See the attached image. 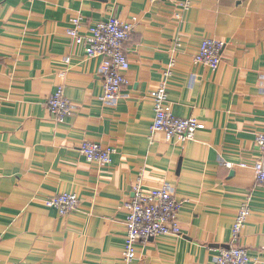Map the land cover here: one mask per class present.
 Listing matches in <instances>:
<instances>
[{"label": "crops", "instance_id": "crops-1", "mask_svg": "<svg viewBox=\"0 0 264 264\" xmlns=\"http://www.w3.org/2000/svg\"><path fill=\"white\" fill-rule=\"evenodd\" d=\"M111 16L133 24L114 102L103 99L102 58L67 34L75 17L84 36ZM205 38L225 43L217 69L194 61ZM164 80L173 113L205 123L194 141L150 131L149 93ZM59 84L76 107L64 121L46 105ZM263 130L264 0H195L188 11L181 0H0V264H127L124 205L138 183L172 189L180 233L139 241L131 264H213L232 245L264 264V186L252 169ZM86 141L115 148L112 163L87 160ZM64 192L76 211L44 205Z\"/></svg>", "mask_w": 264, "mask_h": 264}, {"label": "built area", "instance_id": "built-area-1", "mask_svg": "<svg viewBox=\"0 0 264 264\" xmlns=\"http://www.w3.org/2000/svg\"><path fill=\"white\" fill-rule=\"evenodd\" d=\"M156 1V0H152ZM195 0H181L183 10L188 11ZM81 17L71 20L72 26L67 29L68 36L76 45H85L88 57H101L100 71L103 75L104 101H116L127 83L126 73L130 62L124 50V43L129 39L133 24L119 17L111 16L88 28L86 35H81ZM225 43L213 38H205L198 45L194 55L195 63L204 64L217 69L222 62V50ZM174 59L166 72L169 77L174 66ZM155 107V117L151 124V133L162 132L166 140L178 139L182 142L194 141L196 133L205 128V123L195 117H179L173 113L167 81L149 93ZM47 108L51 115L59 121L76 112V107L67 98L65 87L59 84L55 92L47 100ZM257 148L261 158L252 164L257 183L264 186V130L256 138ZM113 147H103L100 143L86 141L81 147L82 154L89 161L100 165L112 163ZM230 166V165H229ZM242 166H247L243 163ZM44 205L55 209L60 215L76 211L79 198L75 193L64 192L54 197L46 198ZM126 210L124 258L131 264L137 257V245L141 240L160 235H178L180 233L179 211L182 202L178 201L174 192L167 185L145 189L141 183L134 186V197L124 205ZM251 214L250 202H244L238 210L232 227L233 241L239 235ZM213 264H260L251 256L246 247L232 245L219 249Z\"/></svg>", "mask_w": 264, "mask_h": 264}]
</instances>
